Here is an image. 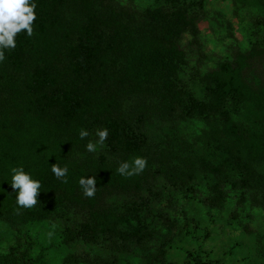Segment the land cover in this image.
Returning <instances> with one entry per match:
<instances>
[{"label":"trees","instance_id":"trees-1","mask_svg":"<svg viewBox=\"0 0 264 264\" xmlns=\"http://www.w3.org/2000/svg\"><path fill=\"white\" fill-rule=\"evenodd\" d=\"M237 1L264 11V0ZM35 3L32 35L18 32L0 60V227L9 230L0 264H175L165 248L178 195L204 186L221 206L229 185L264 208V84L248 80L252 56L203 75L200 96L179 83V42L197 36L201 0L142 12L114 0ZM193 120L203 128L189 130ZM102 128L107 138L87 151ZM137 156L143 171L117 172ZM17 166L40 181L30 208L10 185ZM81 176H95L92 197Z\"/></svg>","mask_w":264,"mask_h":264},{"label":"rangeland","instance_id":"rangeland-1","mask_svg":"<svg viewBox=\"0 0 264 264\" xmlns=\"http://www.w3.org/2000/svg\"><path fill=\"white\" fill-rule=\"evenodd\" d=\"M204 8H194L198 15L196 37L186 33L179 42L186 63L179 70L180 85L200 96L199 80L218 64L235 59L238 54L252 56L247 71L253 85L264 84V11L237 0H201ZM119 7L142 12L167 0H114ZM188 129L199 131L203 123L193 120ZM221 206L212 200L204 186L187 197L177 196L173 241L166 247L169 261L193 264L187 251L197 253L213 264H264V208L242 198V192L224 186ZM247 197V194H244ZM9 230L0 227V245ZM155 242L153 250L160 246Z\"/></svg>","mask_w":264,"mask_h":264},{"label":"clouds","instance_id":"clouds-1","mask_svg":"<svg viewBox=\"0 0 264 264\" xmlns=\"http://www.w3.org/2000/svg\"><path fill=\"white\" fill-rule=\"evenodd\" d=\"M35 0H0V60L4 59L3 50L15 47V35L21 30L26 34L32 35V22L35 19L34 9ZM108 130L102 128L97 130L98 140L96 144L88 142L85 145L87 151H95L96 145L102 144L107 138ZM79 136L84 138L88 136L87 130L81 129ZM146 158L137 156L132 160L131 166L127 161L121 162L117 172L121 175L131 176L138 174L146 166ZM68 169L52 164L51 172L58 178L65 177ZM11 188L16 191V204L24 208H30L37 202V194L40 189V181L32 178L31 173L26 172L22 166L12 167L10 169ZM83 189V195L92 197L95 193V176H81L78 181Z\"/></svg>","mask_w":264,"mask_h":264}]
</instances>
